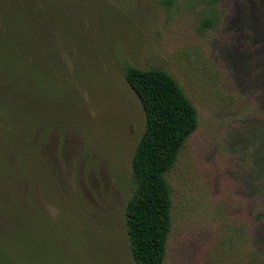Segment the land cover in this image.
<instances>
[{"label":"rangeland","instance_id":"obj_1","mask_svg":"<svg viewBox=\"0 0 264 264\" xmlns=\"http://www.w3.org/2000/svg\"><path fill=\"white\" fill-rule=\"evenodd\" d=\"M86 2L35 73L31 169L0 163V264H134L145 116L126 65L166 72L197 112L165 175L163 264H264V0Z\"/></svg>","mask_w":264,"mask_h":264},{"label":"trees","instance_id":"obj_2","mask_svg":"<svg viewBox=\"0 0 264 264\" xmlns=\"http://www.w3.org/2000/svg\"><path fill=\"white\" fill-rule=\"evenodd\" d=\"M84 1L0 0V163L8 176L19 164L20 178L31 169L29 103L35 97V73L45 69L43 49L51 47L52 25L63 21L67 27L76 20L77 34ZM124 78L145 116L131 161L135 189L126 204L127 234L134 264H163L172 206L165 175L196 129L197 112L162 70L126 65Z\"/></svg>","mask_w":264,"mask_h":264}]
</instances>
